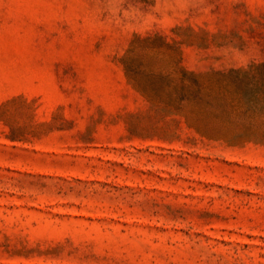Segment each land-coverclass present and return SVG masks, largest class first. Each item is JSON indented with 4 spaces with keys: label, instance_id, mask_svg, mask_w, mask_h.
Listing matches in <instances>:
<instances>
[{
    "label": "rangeland",
    "instance_id": "1",
    "mask_svg": "<svg viewBox=\"0 0 264 264\" xmlns=\"http://www.w3.org/2000/svg\"><path fill=\"white\" fill-rule=\"evenodd\" d=\"M0 264H264V0H0Z\"/></svg>",
    "mask_w": 264,
    "mask_h": 264
}]
</instances>
